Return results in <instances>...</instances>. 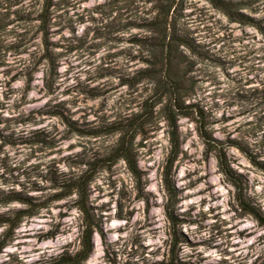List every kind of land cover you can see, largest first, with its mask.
I'll return each mask as SVG.
<instances>
[{
  "label": "rangeland",
  "instance_id": "374dc122",
  "mask_svg": "<svg viewBox=\"0 0 264 264\" xmlns=\"http://www.w3.org/2000/svg\"><path fill=\"white\" fill-rule=\"evenodd\" d=\"M220 1L229 9H219L208 0H53L46 12L47 0L42 5L40 0H0V77H11L7 82L0 78V84L9 89L7 93L0 91V125H4L0 129V168L4 169L0 173V228L4 229L0 232V264H56L62 256L79 251L76 245L84 222L74 185L80 179L87 184L88 205L98 225V241L87 264H134L137 256L147 261L160 254L163 259L155 264H231L225 257L238 259L235 251L243 241L256 237L248 245L249 256L251 249L264 243V226L240 208L237 189L221 173L217 161V155L225 154L245 200L264 217V80L260 78L264 69L254 62L264 61V56L257 55L264 47L250 43L264 45V21L240 11L251 0ZM84 24L88 27L78 36L77 25ZM246 27L253 31H243ZM65 32L68 35H63ZM37 37L42 48L34 67L12 75L15 57L27 56L26 45ZM105 49L94 74L88 76L96 86L78 83L63 93L75 92L80 100L55 105L49 101L26 115L14 116L12 111L3 115L5 101L19 91L11 89V84L26 77L23 90L31 91L32 73L45 60L44 84L37 87L41 93L46 90L53 95L58 91L55 84L60 75L70 76L81 67L85 56L89 57L84 61L87 69H92ZM71 56L76 58L75 64L65 59ZM60 60L68 64L63 74L58 72ZM97 100L99 104L94 103ZM110 100L112 109L105 113ZM68 103H88L89 107L80 109V115L67 108ZM19 107L13 105V110ZM90 114H96L97 119L89 121ZM77 115L79 119L71 118ZM110 115L116 116L111 123ZM37 117L42 118V124L55 119L56 124L49 125L52 131L38 127L27 136L12 131L13 124L23 126ZM171 119L176 121L181 138L180 154L171 172L176 194L172 207L175 226L165 211L169 199L165 203L163 194L157 195L161 173L147 162L164 139L168 140L169 154ZM199 122L210 144L200 136ZM58 133H62L59 139ZM73 133L87 139L59 148L60 142L71 139ZM116 133H121L119 140L106 146ZM78 146L82 150L77 153ZM125 147L140 170L141 191L122 156ZM141 148L146 152H140ZM8 150L16 151L17 156L26 154L25 160L12 167ZM49 157L52 159L46 166L40 162ZM32 160L38 162L33 164ZM193 162L203 175L178 188L179 169ZM61 163L69 166L68 172L58 166ZM72 168L78 171L72 172ZM150 174L151 181L146 179ZM197 174L186 173L182 179L190 181ZM118 183L119 195L114 196ZM148 183H156L157 192H145ZM201 183L204 188L195 195L205 197L199 203L208 211L194 216L196 205L189 206L187 212L179 211L177 205L192 198L183 196L185 189ZM141 201L142 206H133ZM12 204L19 207H10ZM209 220L215 223L209 224ZM113 221L119 227L107 229ZM129 228L133 232L126 237ZM152 230L163 231L168 237L155 252L149 250L156 245L145 242L146 235H153ZM205 231L209 238H202ZM112 234L130 244L123 254L116 250L121 240L108 243ZM184 247L193 251L182 257ZM9 248L13 250L5 253ZM260 260L264 255L253 264H260Z\"/></svg>",
  "mask_w": 264,
  "mask_h": 264
},
{
  "label": "clouds",
  "instance_id": "9594fccd",
  "mask_svg": "<svg viewBox=\"0 0 264 264\" xmlns=\"http://www.w3.org/2000/svg\"><path fill=\"white\" fill-rule=\"evenodd\" d=\"M43 0H40V5H42ZM39 7V5H38ZM84 6H81V9ZM241 12H246L248 15H255L256 17H258V19L264 21V0H251V2L249 3L248 6L246 7H241L240 8ZM92 15H96L95 13H93ZM37 24L39 23V21L36 22ZM88 27V24H84V25H77L78 31H77V35H82L84 33L85 28ZM20 29H17V31H19ZM218 30V29H217ZM243 31L248 32V31H253L252 29L249 28H245L243 29ZM63 35H68L67 32H65ZM53 39L55 40H60V36H54ZM250 43L252 44L253 47L256 48H261L264 47V45L260 44L259 41H250ZM27 50H28V55L27 56H16L15 57V71H13L12 75H16L17 72H25L26 69H31L34 67V61L35 59L39 56L40 51H41V44H40V39L39 37H37L35 40H33L30 44L26 45ZM121 48L126 47V45H121ZM54 51H60L59 49H55ZM105 50L100 51L99 56L96 58L95 64L93 65L92 69H87L84 61H87L89 59V57L85 56L84 57V61H80L81 67L77 68L75 71H73L70 76H64V75H60V77L57 79L55 87L58 89L57 92H55V94L53 95H49L47 93V91L45 90L43 93H41V88L37 87V85L42 86L44 84V78L46 76V68L45 66L47 65V60H45L43 62L42 65L39 66V69L37 71H34L32 73L33 77H34V83H33V88L31 91L25 92L23 90V83L24 80L26 79V77H21V80L17 83H13L11 84V89L16 90L19 89V91H15L10 95V98L8 100L5 101V104L7 105V110L4 111L3 115L4 116H8L9 115V111H12V115L14 116H19V115H26L30 110L32 109H36L39 108L41 105L43 104H47L49 101L52 102L53 105L58 104L62 101H71L73 99L76 100H80L81 97L78 96L75 92L72 95H63L64 91L66 89H69L75 85H77L78 83H89L91 86L95 87L96 84L93 83L92 81L88 80V76L89 75H93L95 72V68L96 66L100 63L99 61V57L100 56H104L105 55ZM36 53V56H33L32 54ZM240 55H244V52H240ZM257 55L259 56H264V52H257ZM66 60H71L73 64H75L76 58L74 56L71 57H66ZM254 61V58H253ZM256 63V66L260 69H264V61H254ZM10 64H12V61H9ZM59 63L62 65L60 68H58V72L63 74L66 69L68 68V64L65 62V60H60ZM247 67V66H246ZM244 76L247 77L248 73L245 72ZM2 78L5 82H7L8 80L11 79V77L8 76H3L0 77ZM261 80H264V73H261L260 75ZM221 79H223V77H221ZM98 83L103 84L104 81H99ZM258 86V85H256ZM0 91L7 93L9 92L8 87L6 86V84H0ZM38 93H41V98H39L38 102H34V98H36L38 96ZM24 98L23 100L21 98ZM103 99V98H101ZM89 103H93V102H89ZM95 104H99L100 100H97L94 102ZM112 101L110 100L108 102V108L105 109V113L110 112V110L112 109ZM13 105H20V107L18 108V110H13ZM67 108L71 109L72 112L75 113H79L80 115H82L83 113H80V109L82 108H88L89 104L88 103H78L76 106H74L72 103H68L66 105ZM133 110H137V109H133ZM93 110L90 109V112H92ZM105 113H100L99 115H104ZM220 113H217V115H219ZM72 119H79V115L77 116H73L71 117ZM250 117H247L246 119H249ZM41 117H37L36 120L33 123H28L26 125L20 126L17 124H13L12 125V131H15L17 133V135H29V133L34 129V128H38V127H43V128H47L48 131H52V128L49 127V125H54L56 124V120L55 119H51V120H47V123H40L39 121L41 120ZM89 121H93L97 119V115L96 114H90L88 116ZM116 119L115 115H110L108 122L111 123L113 120ZM222 125H217L216 127H221ZM191 127V126H189ZM4 125H0V129H3ZM10 132H5V135H10ZM60 135H62V133H58L57 134V138L59 139ZM121 133H116L115 136L111 139H108L106 141V146H110V145H114L116 143L117 140H119ZM85 139L84 137H80L77 136L75 133L72 134V138L68 139L66 141H61L60 144L58 145L59 148L64 149L67 148L69 144H78V142H83ZM137 139H139V137H137ZM168 140L164 139L162 140V143L160 145L157 146V151H155L153 153L152 156L147 158V162L148 164L152 165L154 164L155 167L157 169H159L160 173H161V178L158 181L159 183V192L157 193V195L159 196L161 193L163 194V201L166 203L167 202V193L165 191V186L163 183V171H164V167H165V158L168 154ZM81 147H76L75 148V152H81ZM21 153H24L23 149L18 150ZM140 152H146V149H139ZM7 155L13 157V161H12V167H17L19 165L20 161H24L26 158V154H21L19 156H17L16 151H12V150H8V152L6 153ZM65 156L71 155V153L68 152H64ZM52 158L49 157L48 159H45L42 162L45 166L50 162ZM198 159V158H197ZM38 161L37 160H32L31 163L36 164ZM121 162H123V158H121ZM64 172H68L69 171V166H65V164L61 163L58 165ZM72 172H77L78 170L76 168H72L71 169ZM41 171H45V168H42ZM4 169L0 168V173H3ZM191 172H198L197 175H193L191 177V180H183L182 178L185 176L186 173H191ZM203 175L202 171H198V165L193 162V163H189L187 164L185 167H181L178 171V177L181 178L180 182L177 184L178 188H183L184 185L194 182L196 180L199 179V176ZM153 178V176L150 174L148 177H146L147 180L151 181ZM33 179H35V177H33ZM40 183H44V181H39ZM2 186V185H0ZM120 184L118 183L116 186V190L114 192V196H118L119 195V190H120ZM230 187V186H229ZM202 188H204V184H197L195 187L190 188V189H185V191L183 192V196L184 197H192L189 199H183L182 203L178 204L177 207L179 209V211L181 212H187L189 209V206L191 205H196V212L193 213V215L195 216L197 213L204 211L207 212L208 211V207L205 206L203 209L200 206V200L204 199L205 197H201V196H197L195 195V193H198ZM145 192H157V184L156 183H148L145 185L144 188ZM217 191H222L221 189H217ZM211 195V194H208ZM143 201L140 202L139 205H133L135 206H142ZM115 206V200L113 201V207ZM211 206H215V205H211ZM10 207H19V205L17 204H12L10 205ZM163 211V208H161V212ZM112 215H114V213H112ZM160 219L163 220L164 217L163 215L160 216ZM82 223V222H81ZM209 224L215 223V221L209 220L208 222ZM7 227V226H5ZM119 227V223L117 221H113L111 224H108L106 226L107 229H111V228H116ZM4 229L0 228V232H2ZM238 230V229H237ZM254 231H257V235H259V231L256 229H253ZM153 231V235L151 236H147L146 235V239L145 242L148 244H155L156 247L155 248H151L149 251L150 252H155L157 248L159 247H163V243L162 241H165L168 239V237L165 236L163 231L160 232H156L155 230ZM133 232V229L129 228L126 229L125 231V236H130ZM210 237V233L208 231H205L202 233V238H209ZM71 239V238H70ZM234 239H238V237H234ZM93 240L94 242L98 241V237L96 236L95 233H93ZM114 240H121L120 236L118 234H112L109 236L108 238V243L110 245L113 244ZM256 240V237H253L251 241L249 240H245L242 242V246L241 248L237 249L235 251V255L238 257V259H234L233 257H225V259H228L231 261V264H253V261L259 260L260 257L262 255H264V251H262L261 249L264 248V243L262 244H257L256 247L254 249H251V256L248 255L249 252V248L248 245L253 243ZM223 243V242H221ZM80 246V241H77V245L76 247L79 248ZM126 248H130V244L125 241V240H121V242L119 243L118 246H116V250L118 252H122L126 249ZM13 249L9 248V249H5V253H7L8 251H12ZM193 251L192 249H189L187 247H184V252L181 253V256L183 257L184 253H188ZM197 252L201 251L200 249L196 250ZM213 255L215 256V253H213ZM23 258V257H22ZM127 258V257H125ZM217 259H219V257H216ZM163 259L162 254L160 255H155V256H151L150 259H148L147 261H145L144 259H142L140 256L135 257L134 260V264H136V262H138V264H155V261ZM84 264H87V261L84 262ZM260 264H264V260H260Z\"/></svg>",
  "mask_w": 264,
  "mask_h": 264
},
{
  "label": "trees",
  "instance_id": "16d2710c",
  "mask_svg": "<svg viewBox=\"0 0 264 264\" xmlns=\"http://www.w3.org/2000/svg\"><path fill=\"white\" fill-rule=\"evenodd\" d=\"M53 0H47L46 12L50 9ZM211 4L219 9H226L228 10L229 7L222 5L223 3L220 0H208ZM253 26H258L255 20L250 21ZM259 29L262 31L261 27ZM263 32V31H262ZM264 33V32H263ZM179 106V105H177ZM180 110V106H179ZM199 134L200 136L208 142V134L204 130V127L199 122ZM169 137H170V151L167 158V165L165 167L163 173V182L165 186V190L168 195L169 202L165 207L166 215L168 219L171 221L173 226L176 225V218L173 214L172 207L174 206V200L176 199L175 190L171 184V172L172 168L177 161L179 154H180V147H181V138L179 134V130L177 127V123L174 120H170V130H169ZM208 144H210L208 142ZM121 152L123 153V158L128 163L129 170L131 171L132 175L134 176L137 182V189L141 191L140 185L142 182L141 173L137 166V163L133 160L131 155H129L128 148H122ZM217 161L219 165V169L221 173L231 182V184L237 189V202L240 208L245 211L246 213L252 215L255 220L262 226H264V217L260 215L244 198V192L240 187V183L231 173L229 169L227 159L225 154L220 153L217 155ZM86 187L87 184L84 183L83 179L77 181L74 185V188L77 190V194H79V199L77 200V206L83 216V231L80 240V249L74 255H66L62 256L56 264H82L83 262L87 261L94 249V240H93V233H95L96 229L98 228L97 221L95 215L90 210L88 205L89 198L86 195Z\"/></svg>",
  "mask_w": 264,
  "mask_h": 264
}]
</instances>
